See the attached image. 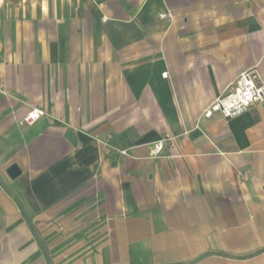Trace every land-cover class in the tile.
Segmentation results:
<instances>
[{
  "label": "crops",
  "instance_id": "obj_1",
  "mask_svg": "<svg viewBox=\"0 0 264 264\" xmlns=\"http://www.w3.org/2000/svg\"><path fill=\"white\" fill-rule=\"evenodd\" d=\"M253 66L264 0H0V220L52 264H264V102L202 114Z\"/></svg>",
  "mask_w": 264,
  "mask_h": 264
},
{
  "label": "built area",
  "instance_id": "obj_2",
  "mask_svg": "<svg viewBox=\"0 0 264 264\" xmlns=\"http://www.w3.org/2000/svg\"><path fill=\"white\" fill-rule=\"evenodd\" d=\"M262 102H264V80L257 67L253 66L239 72L222 93L204 108L202 114L205 118H210L214 113H218L228 119ZM43 114L44 111L42 109L31 108L23 116L21 122L31 125ZM164 143L165 139H162L151 144L149 147L150 156H161ZM119 152L125 154V150H120Z\"/></svg>",
  "mask_w": 264,
  "mask_h": 264
},
{
  "label": "rangeland",
  "instance_id": "obj_3",
  "mask_svg": "<svg viewBox=\"0 0 264 264\" xmlns=\"http://www.w3.org/2000/svg\"><path fill=\"white\" fill-rule=\"evenodd\" d=\"M10 163L11 160L0 156V187L2 189H6L5 182L10 178L7 172ZM84 195V192L78 193L61 205H64L66 211L69 208H76L78 211H82L85 206ZM29 223L30 232L34 235L37 244L24 249V218L14 222L0 220V264H39L38 262L52 264L51 245L47 244L46 240L41 237L38 238L39 231L36 224Z\"/></svg>",
  "mask_w": 264,
  "mask_h": 264
},
{
  "label": "water",
  "instance_id": "obj_4",
  "mask_svg": "<svg viewBox=\"0 0 264 264\" xmlns=\"http://www.w3.org/2000/svg\"><path fill=\"white\" fill-rule=\"evenodd\" d=\"M7 172L10 177L15 178L20 173V170L16 165H12L7 169Z\"/></svg>",
  "mask_w": 264,
  "mask_h": 264
}]
</instances>
